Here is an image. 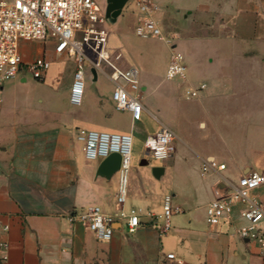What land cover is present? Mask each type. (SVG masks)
Returning <instances> with one entry per match:
<instances>
[{"label": "crops", "instance_id": "crops-1", "mask_svg": "<svg viewBox=\"0 0 264 264\" xmlns=\"http://www.w3.org/2000/svg\"><path fill=\"white\" fill-rule=\"evenodd\" d=\"M167 2L170 0L161 1L155 17L160 24L161 18H167L179 32L178 38L162 27L166 34L177 36L185 54L186 82L166 79L171 60L168 43L145 38L162 41L167 48L160 71H152L144 64L151 50L139 53L130 49L124 29L118 27L123 9L108 20L119 33L110 34L109 47L122 53L120 66L138 70L139 65L146 66L141 74L139 71L144 104L140 120L134 121L128 111L106 108V101L113 103L115 85L101 72L88 71L87 75L100 84L109 80L111 95L105 99L99 94L87 108L83 101L72 105L68 99L74 110L59 109L55 104L41 111L14 110L5 96L6 83L12 79L5 83L0 102V241L8 247L0 248V264H264L258 243L236 232L244 223L242 204L235 205L231 222L212 225L206 216L214 188L223 186V177L237 181L244 173L264 169V0H197L185 3L176 13L168 12ZM183 14L186 21L179 29L173 21ZM107 27L111 29L109 23ZM203 40L215 41L217 48L196 51L195 41ZM50 45L54 56L72 60V83L74 59L57 54L52 40ZM21 80L26 82V76ZM203 82L206 89L193 99L207 110L210 120L199 119L198 127L211 126L224 149L204 151L192 137L178 135L197 158L191 175L189 171L176 175L168 189L153 183L154 177L162 179L169 170L177 171V151L172 158L159 161V177L148 174L129 181L125 209H140L135 232H129L126 219L117 218L113 237L100 240L83 221H71L72 213L92 206L114 215L119 177L112 165L102 166L105 158H86L77 129L131 133L145 147L149 135L162 124L170 125V112L178 109V100H191L185 95L186 88ZM255 85L261 86L259 92L253 91ZM122 120L129 126H122ZM209 158L225 163L226 168L203 175V162ZM168 193L174 195L183 212L172 217L170 231L163 233L161 215ZM255 194L264 200V185ZM169 253L175 258H168ZM3 254L8 255L7 260H2Z\"/></svg>", "mask_w": 264, "mask_h": 264}, {"label": "built area", "instance_id": "built-area-1", "mask_svg": "<svg viewBox=\"0 0 264 264\" xmlns=\"http://www.w3.org/2000/svg\"><path fill=\"white\" fill-rule=\"evenodd\" d=\"M138 9L135 32L138 36L155 37L164 40L171 47V60L167 68L166 79L170 81H188V67L183 51L178 47L176 35L166 34L155 17L161 10L162 0H133ZM111 16L106 4L99 0H0V102L3 100L5 83L20 73H30L34 78L44 81L51 68L52 61L46 56L33 60L26 59L21 53L23 41L39 40L54 42L57 54L74 59L76 69L70 86L69 100L72 105H80L86 90L88 71L105 74L115 85L112 101L117 111H128L132 119L142 118V83L136 67L124 69L119 61L121 52H112L109 47L110 31L107 27ZM207 83L188 86L185 95L189 99L198 98L206 89ZM175 133L166 124L149 135L145 140L146 159L165 161L173 157ZM77 138L83 144L84 154L89 160L106 158L112 153L121 155L118 170L115 214H106L100 207L72 213L71 221L81 220L100 240L113 237V223L117 218L126 219L129 232H135L140 224V209H125L129 193L130 167L132 163L133 135L131 133L78 128ZM225 163L215 158L204 160L202 174L212 170L222 171ZM223 186L214 188V198L207 205V221L212 225L233 220V211L237 203L242 204L240 216L244 220L237 229L243 239L258 243L264 255V200L255 190L264 185V169L251 170L242 174L237 181L222 178ZM183 212L174 202V195L168 193L163 200L162 232L168 233L172 227V217ZM5 229H8L5 226ZM7 242L0 241V248L6 249ZM8 255L3 254L2 260ZM168 258H175L169 253Z\"/></svg>", "mask_w": 264, "mask_h": 264}, {"label": "rangeland", "instance_id": "rangeland-1", "mask_svg": "<svg viewBox=\"0 0 264 264\" xmlns=\"http://www.w3.org/2000/svg\"><path fill=\"white\" fill-rule=\"evenodd\" d=\"M105 5V0H99ZM197 0H170L165 4L168 12L176 13L177 9L182 7L185 3H194ZM138 16V9L135 6L133 0H128L125 4L123 11L120 16V24L118 27H122L127 35V43L129 48L135 50L136 52H142L146 49L151 50L152 54L149 57L144 58V64L149 66L150 70L159 72L162 64L165 62L167 55L166 44L162 41L154 39H145L139 37L135 32V23ZM174 24L180 26L182 21H186L184 14L176 16ZM161 26L166 27L168 33H175L178 38L180 37L179 32L175 29L173 24L168 23L167 18H161ZM111 26L110 34L118 33L117 26L115 24H110ZM177 38V39H178ZM197 46L195 50L206 52L210 49L217 48V43L215 41H195ZM45 42L39 40L23 41L20 46L21 53L26 56L27 59L33 60L38 57L46 56L52 60L51 68L48 75L44 81L34 78L30 73H20L17 78H14L6 83L5 96H7L8 105L18 111H41L48 109L49 104H55L59 109L74 110L70 104L67 103L70 94V84H71V68L72 60L69 58H63L60 56H54L51 49V40L44 45ZM181 49V46L178 45ZM182 50V49H181ZM183 51V50H182ZM184 53V52H183ZM146 55V54H144ZM185 55V54H184ZM187 64V63H186ZM140 74L145 71L146 66H138ZM26 76L27 81L23 82L21 77ZM113 85L107 80L103 79L101 84L93 82L87 75L86 78V90L83 99V107L87 108L92 105L95 98L102 94L104 98H108L111 95ZM254 92H259L258 89L261 86H252ZM115 108L112 102L106 101V108L112 110ZM178 109H171L170 125L171 129L175 133V153L179 152V164L177 167V173L169 170L168 173L162 179H156L153 173V167L158 166L159 161L152 160L150 163L144 165L142 161L146 159L145 147L143 143L139 140H133L132 145V163L130 167V181L132 179L138 178L139 176L152 175L154 177L153 183L159 187V189L171 188L173 179L176 175H183L186 172H190L192 164L197 159L195 154L187 149L178 139L179 136L188 135L195 139L198 145L204 151L218 150L222 151L224 149L221 138L219 134L210 127L207 129L198 127V120L201 118L210 120L207 110L202 106L200 102L196 99L186 100L185 98H180L178 100ZM210 110L212 106L210 105ZM177 111V112H176ZM122 126L128 127L129 122L122 120ZM174 153V154H175ZM200 178V176H198Z\"/></svg>", "mask_w": 264, "mask_h": 264}, {"label": "water", "instance_id": "water-1", "mask_svg": "<svg viewBox=\"0 0 264 264\" xmlns=\"http://www.w3.org/2000/svg\"><path fill=\"white\" fill-rule=\"evenodd\" d=\"M108 1L112 3L110 6V9L108 10V14L110 15L111 11L115 10L111 15L113 17H117L121 13L122 8L124 7L125 3L128 0H108ZM142 163L146 165L149 162L147 159H144ZM120 164H121V155L119 153H112L104 159L102 166L112 165L114 170H119ZM153 171H154V175L156 177H159L160 172L162 171V168L156 166L153 168Z\"/></svg>", "mask_w": 264, "mask_h": 264}, {"label": "flooded vegetation", "instance_id": "flooded-vegetation-1", "mask_svg": "<svg viewBox=\"0 0 264 264\" xmlns=\"http://www.w3.org/2000/svg\"><path fill=\"white\" fill-rule=\"evenodd\" d=\"M105 4H106V10L108 11V10L110 9V6H111L112 3L108 1V2L105 3ZM122 9H123V8H122ZM114 11H115V10H112L111 13H110V16H111L112 18H113V16H112L111 14H112Z\"/></svg>", "mask_w": 264, "mask_h": 264}]
</instances>
